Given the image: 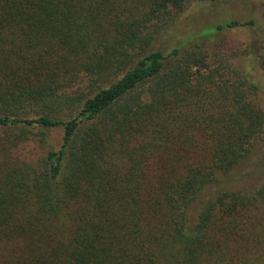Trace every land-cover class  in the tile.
Segmentation results:
<instances>
[{
    "label": "trees",
    "instance_id": "obj_1",
    "mask_svg": "<svg viewBox=\"0 0 264 264\" xmlns=\"http://www.w3.org/2000/svg\"><path fill=\"white\" fill-rule=\"evenodd\" d=\"M193 1L0 0V264H264L258 87L167 42Z\"/></svg>",
    "mask_w": 264,
    "mask_h": 264
},
{
    "label": "rangeland",
    "instance_id": "obj_2",
    "mask_svg": "<svg viewBox=\"0 0 264 264\" xmlns=\"http://www.w3.org/2000/svg\"><path fill=\"white\" fill-rule=\"evenodd\" d=\"M253 22L254 25L238 26L222 32L212 33L216 26L228 22ZM167 42L176 38L185 40L198 36L194 40L209 53H220L230 58V63L242 74L254 80L258 91L255 101L264 112V0H199L188 3L176 17L169 29ZM211 33V34H210ZM60 134H50V146L56 147ZM27 151L36 152L31 146ZM263 156V157H262ZM262 159L264 162V131L250 149L249 166L237 170L233 180L234 188L254 189L264 181V166L256 167ZM248 175L246 177L237 175ZM239 176V177H238Z\"/></svg>",
    "mask_w": 264,
    "mask_h": 264
}]
</instances>
